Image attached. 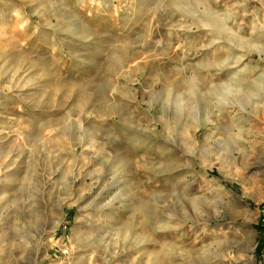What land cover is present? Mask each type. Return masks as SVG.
I'll use <instances>...</instances> for the list:
<instances>
[{
  "label": "rangeland",
  "instance_id": "1",
  "mask_svg": "<svg viewBox=\"0 0 264 264\" xmlns=\"http://www.w3.org/2000/svg\"><path fill=\"white\" fill-rule=\"evenodd\" d=\"M0 264H264V0H0Z\"/></svg>",
  "mask_w": 264,
  "mask_h": 264
},
{
  "label": "bare ground",
  "instance_id": "2",
  "mask_svg": "<svg viewBox=\"0 0 264 264\" xmlns=\"http://www.w3.org/2000/svg\"><path fill=\"white\" fill-rule=\"evenodd\" d=\"M261 27H262V25H261ZM262 29H263V28H262ZM253 46H254V45H253ZM254 49L258 50L259 52L261 51V50H260V47H258V46H255ZM259 55H260V54H259ZM261 81H262V80H261ZM259 85H260V84H259ZM258 89H259V88L256 89V86L253 85L252 87L250 86V88H249V90H248L249 92H245V91H244V93L242 92V91H243L242 89H237V90L235 89V90H234V89H230V88H222L221 91H222V92L234 91L236 94H244V95L246 96V99L249 100V98H251V97L254 96L255 91L258 93V91H259ZM239 96H240V95H239Z\"/></svg>",
  "mask_w": 264,
  "mask_h": 264
}]
</instances>
